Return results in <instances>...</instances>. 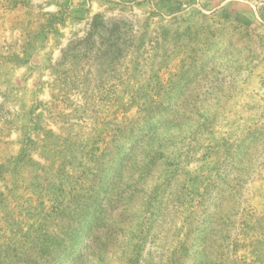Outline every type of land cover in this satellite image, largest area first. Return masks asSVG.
Segmentation results:
<instances>
[{"label": "rangeland", "instance_id": "374dc122", "mask_svg": "<svg viewBox=\"0 0 264 264\" xmlns=\"http://www.w3.org/2000/svg\"><path fill=\"white\" fill-rule=\"evenodd\" d=\"M24 263L264 264V0H0V264Z\"/></svg>", "mask_w": 264, "mask_h": 264}, {"label": "trees", "instance_id": "16d2710c", "mask_svg": "<svg viewBox=\"0 0 264 264\" xmlns=\"http://www.w3.org/2000/svg\"><path fill=\"white\" fill-rule=\"evenodd\" d=\"M162 110V109H161ZM161 110H158V109H155V111H159V113L161 114V115H163L162 114V111ZM152 112H153V110H152ZM163 123V122H162ZM160 124V123H156L155 125L154 124H152V123H146V126L147 127H149L150 128V130H151V128H152V130H153V132H155V133H151V134H149V135H147L146 137H150L151 135H153V134H156V133H158V131H160L161 132V130H162V127L164 128V126H163V124ZM146 128V127H145ZM163 139L162 140H164V139H167V140H169V137L166 135V133H164L163 134ZM145 140V138H143L142 140H141V142L142 141H144ZM162 146H163V144H162ZM136 147H138V145L136 146ZM136 147H134L133 148V145H131L130 146V148H129V150L128 151H130L131 149V151L127 154L128 155V157L127 156H125V157H119V153L117 152V160H116V162H115V167L116 168H118V170H117V173H116V176H115V179H114V182H118V179H121L122 178V174H123V169L121 168L125 163H126V161L129 159V154H132V152L134 151V150H136ZM154 160H156V158H153V160L152 159H150L149 161H148V165H153V161ZM150 167V166H149ZM148 167V169H143L142 170V175H145V173L147 172H151V169ZM90 230H91V228H90ZM25 264V263H24ZM27 264V263H26Z\"/></svg>", "mask_w": 264, "mask_h": 264}]
</instances>
